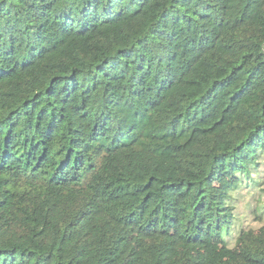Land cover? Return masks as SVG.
Instances as JSON below:
<instances>
[{"label": "trees", "instance_id": "1", "mask_svg": "<svg viewBox=\"0 0 264 264\" xmlns=\"http://www.w3.org/2000/svg\"><path fill=\"white\" fill-rule=\"evenodd\" d=\"M247 216L204 264H264V0H0V264H198L163 246Z\"/></svg>", "mask_w": 264, "mask_h": 264}, {"label": "rangeland", "instance_id": "2", "mask_svg": "<svg viewBox=\"0 0 264 264\" xmlns=\"http://www.w3.org/2000/svg\"><path fill=\"white\" fill-rule=\"evenodd\" d=\"M233 179L228 177L223 180L216 181L215 184L218 185L220 188H222L223 191H226L233 185ZM249 205L246 203H241L240 209L243 212H246ZM244 215V214H243ZM247 215V212L245 213ZM249 217V216H247ZM250 217L246 219V224L249 223V227L251 230H249L245 237L236 239L232 244L226 245L223 239L217 234H203L201 240L198 243L192 244L189 249L184 247H176L172 245V238H169L168 242L163 246V250L166 253L171 252H177L179 254H185L187 252L197 254L201 253L203 255V258L198 264H204L206 262L210 263H217L221 262L227 259H233L235 258L242 246L245 244V242L250 238L252 235L256 234L258 232V225L256 224H250ZM248 227V228H249ZM137 238L138 233L135 230H130L127 240L123 243L125 247L127 246H133L135 250H137Z\"/></svg>", "mask_w": 264, "mask_h": 264}]
</instances>
